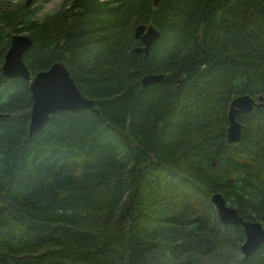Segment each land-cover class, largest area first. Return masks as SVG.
Segmentation results:
<instances>
[{"label": "trees", "instance_id": "trees-1", "mask_svg": "<svg viewBox=\"0 0 264 264\" xmlns=\"http://www.w3.org/2000/svg\"><path fill=\"white\" fill-rule=\"evenodd\" d=\"M0 9V264H264L223 226L221 193L264 227V0H64ZM160 38L135 52L139 25ZM32 76L63 63L94 110L60 111L30 136V83L2 66L12 36ZM146 75L164 80L144 88Z\"/></svg>", "mask_w": 264, "mask_h": 264}, {"label": "water", "instance_id": "water-1", "mask_svg": "<svg viewBox=\"0 0 264 264\" xmlns=\"http://www.w3.org/2000/svg\"><path fill=\"white\" fill-rule=\"evenodd\" d=\"M161 0H153L158 6ZM30 6L31 0L27 1ZM160 38V32L152 25L142 24L135 30V39L141 41L142 46L135 52L148 57L151 48ZM32 40L24 34L12 36L10 48L2 66L3 75L7 78H21L30 83L33 99L29 126L30 136L44 129L52 115L60 111L79 112L94 110L95 102L85 98L79 91L69 70L63 63H55L48 70L40 71L32 76L31 71L24 63L25 54L31 49ZM163 75H146L141 83L144 88L161 83ZM264 108V95L256 101L250 95H241L235 98L229 109L227 139L230 143H239L242 139L243 125L239 121L240 115H249L255 109ZM3 115L0 114V119ZM211 203L215 207L220 223L223 226L242 228L245 242L241 246L244 259H248L264 246V227L260 222L248 221L241 217L234 207L228 205L221 193L211 196Z\"/></svg>", "mask_w": 264, "mask_h": 264}, {"label": "rangeland", "instance_id": "rangeland-1", "mask_svg": "<svg viewBox=\"0 0 264 264\" xmlns=\"http://www.w3.org/2000/svg\"><path fill=\"white\" fill-rule=\"evenodd\" d=\"M28 0H0V9L11 8L16 10L19 6L26 4ZM64 0H31L32 8L40 7L38 12L39 21H42L46 16L59 12L62 8Z\"/></svg>", "mask_w": 264, "mask_h": 264}, {"label": "bare ground", "instance_id": "bare-ground-1", "mask_svg": "<svg viewBox=\"0 0 264 264\" xmlns=\"http://www.w3.org/2000/svg\"><path fill=\"white\" fill-rule=\"evenodd\" d=\"M230 143V142H229Z\"/></svg>", "mask_w": 264, "mask_h": 264}]
</instances>
